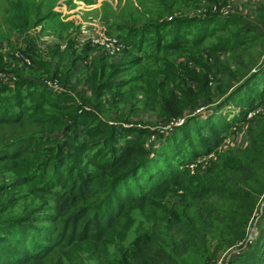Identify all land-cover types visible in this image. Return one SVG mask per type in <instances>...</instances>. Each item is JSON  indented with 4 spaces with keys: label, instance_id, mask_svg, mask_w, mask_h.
Returning a JSON list of instances; mask_svg holds the SVG:
<instances>
[{
    "label": "trees",
    "instance_id": "1",
    "mask_svg": "<svg viewBox=\"0 0 264 264\" xmlns=\"http://www.w3.org/2000/svg\"><path fill=\"white\" fill-rule=\"evenodd\" d=\"M136 1L127 13L118 1L104 3L123 46L114 55L90 40L62 44L56 0H30L15 19L23 34L53 22L57 38L45 57L25 49L22 68L0 58V72L15 75L0 80V127H34L32 136L0 135V264H45L64 247L84 246L107 254L82 264H186L197 244L209 247L214 199L224 228L215 249H237L223 264H264V223L253 242L245 239L261 203L264 220V128L253 130L264 112V56L254 57L256 46L263 55L264 24L213 11L227 0ZM200 2L201 12L188 15ZM217 21L224 23L213 30ZM244 125L252 129L243 151L221 154L222 139ZM202 155L206 164L193 172ZM126 181L152 186L144 197ZM163 189L191 196L192 215L151 202ZM145 202L163 210L154 224L165 233L122 229Z\"/></svg>",
    "mask_w": 264,
    "mask_h": 264
},
{
    "label": "rangeland",
    "instance_id": "2",
    "mask_svg": "<svg viewBox=\"0 0 264 264\" xmlns=\"http://www.w3.org/2000/svg\"><path fill=\"white\" fill-rule=\"evenodd\" d=\"M118 1L117 8L121 5L123 11L125 13L132 11L134 12L133 7L137 3L136 0H56L54 9L58 12L59 17V25L57 26V35L60 32L62 37L60 40L62 44H66L68 38H73L74 45L79 47L83 41L90 40L91 44L99 48V53L104 50L102 45V41L104 39L115 38L118 39V28L113 30L110 22L113 21L115 23L114 16H107L104 12V3H109L113 7L116 6ZM180 1V0H179ZM221 1V0H219ZM30 0H0V58L6 63L11 64L12 61L19 67H23L22 60L25 57V49H27V53L30 55H38L41 57H45V51L47 49V44H51L57 38V35H54V32L50 29V26L54 25L53 22H47V26L43 28L39 26V30H27L24 34L18 32L15 27V19L20 18L21 16V8L24 5H28ZM228 4L221 6V4L214 3V11L220 10L218 13L221 16H230V14H240L244 15L245 19L249 21L248 23L256 22L259 26L261 23L264 24V0H227ZM49 3H53V0H50ZM60 4V5H59ZM147 8L150 7L149 0H142V3ZM203 4L200 2L198 6L189 8L187 11L188 15H195L200 13V7ZM227 6V7H225ZM224 7V8H223ZM226 9L227 13H223L222 10ZM259 9V10H258ZM18 10V11H17ZM18 12V13H17ZM248 14V15H246ZM27 12L25 13V16ZM118 18L120 21L119 11H117ZM134 19V18H133ZM169 19V18H168ZM256 20V21H255ZM224 23V22H223ZM223 23L220 21L214 22L212 25V29H216V26H221ZM116 28V27H115ZM259 30L264 32V29L257 27ZM112 29L111 33L108 34L107 30ZM15 31L18 34H15ZM54 31V30H53ZM14 34V35H13ZM194 35V33H191ZM13 36V37H12ZM204 41L206 38L203 37ZM258 45V44H256ZM255 47V46H254ZM245 48V47H243ZM242 48V49H243ZM260 46H256L255 50L257 51L254 55L255 61L262 60L264 56V48L263 55L258 56ZM79 51L78 49L75 52ZM124 55V52H123ZM119 57V56H118ZM116 57V59L118 58ZM242 58V57H239ZM229 70L233 69L232 65L228 66ZM1 78L0 80H5L12 82L15 79V75L11 72L9 74H4V72H0ZM28 76H31L29 73ZM4 81V82H5ZM25 87V86H24ZM221 99L217 100L219 102ZM239 107V106H238ZM259 107V106H258ZM231 108V107H230ZM226 107V109L222 110V113L231 114L234 108L239 110V108L234 107L230 109ZM212 110L213 108H209ZM205 107H200L197 110L199 111L201 118H205L204 114ZM258 110V109H256ZM255 110V111H256ZM252 115V112L248 114V117ZM241 123V121L239 122ZM241 124L239 125V127ZM243 132L239 131L237 133L236 130L232 131L228 134L227 138L222 139V147L220 148L221 154H226L227 152L232 153H241L243 149L247 145V140L249 136V130L252 129L247 125L242 126ZM260 127L264 128V112L257 117V120L254 123L253 130L257 131ZM166 128V127H164ZM169 130V129H168ZM166 131L165 133L169 132ZM239 130V129H238ZM248 131V134L246 133ZM34 127L29 126L25 123L20 125L19 127L11 126L9 128L0 127V135H9V136H32L34 133ZM33 133L32 135H28ZM26 134V135H25ZM230 147H238L235 149H226ZM225 151L224 153H222ZM212 153H209L211 156ZM207 156V157H209ZM238 157H242L244 155H238ZM192 164H188L189 167L193 166V172L197 167H203L206 164L205 157L198 156ZM187 164V163H186ZM197 165L195 168L194 166ZM4 167V164L0 166V169ZM226 174V173H225ZM127 182V181H126ZM129 187H133V191L137 193H141L142 191L150 188L152 185H148V188L140 187L139 181L138 184L127 182ZM151 184L154 183L152 182ZM184 192L183 189H177V191L170 190H160L156 193L155 198L151 200V202H164L169 204L171 207L179 208L181 214H184L187 210L189 215H192V210L190 208L193 207L191 196H187L186 198L180 197ZM124 193V192H123ZM116 194L119 196L122 194V191H116ZM142 194V193H141ZM145 194V193H144ZM142 194V195H144ZM147 195H144L146 197ZM212 211L208 217V221L210 222V226L212 227L209 231H206V242L209 245L204 246L206 248L203 252L201 247L197 244L193 247L195 250L191 253L184 255V260L186 264H223L227 258L236 253V247L224 248L216 251V247L218 246V242L222 240V237H217L218 234L224 229L222 227L223 223L218 220V217L221 215V201L214 199V203H211ZM262 203L259 207L256 208L253 217H251L249 224L245 227L246 230V240H251L252 242L258 235V231L260 226L264 223V220L259 221L257 214L260 213ZM162 209L160 207H152L147 202H145L137 212L132 213L125 222L122 223V229H126L128 233L131 235L135 230L142 229L145 226L146 228H150L155 230L156 234L165 233L166 230L163 228L161 223L154 224L155 219L162 214ZM185 215V214H184ZM199 226H203L204 224L201 222H196ZM145 229V228H143ZM217 237V238H216ZM116 239H120L122 237H115ZM102 243H105V240H102ZM238 245V244H237ZM232 248V249H231ZM216 251V252H215ZM246 251V250H245ZM243 251V252H245ZM215 252V255H211ZM107 254L105 250H99L97 247H89L85 248V246L78 248L64 247L62 251L56 252L51 255L49 260L45 264H82L84 259L94 256V257H103V255ZM237 254V253H236ZM182 259V258H180ZM179 259V260H180Z\"/></svg>",
    "mask_w": 264,
    "mask_h": 264
},
{
    "label": "built area",
    "instance_id": "3",
    "mask_svg": "<svg viewBox=\"0 0 264 264\" xmlns=\"http://www.w3.org/2000/svg\"><path fill=\"white\" fill-rule=\"evenodd\" d=\"M227 7V6H225ZM214 6H213V11H214ZM224 8V7H223ZM223 13H227V10L224 9L222 10ZM102 45L104 47V51L107 52L108 54L110 55H114V54H117L119 53L122 49V43L119 42L118 39H115V38H110V39H104L102 41ZM24 61L25 62H29V60L24 57ZM2 75H0V78H1ZM182 122V119H179L178 121L175 122V125H179L180 123ZM190 167H193L192 165Z\"/></svg>",
    "mask_w": 264,
    "mask_h": 264
}]
</instances>
